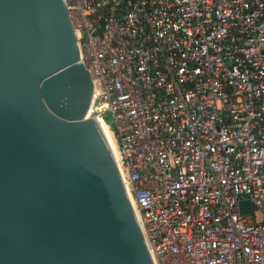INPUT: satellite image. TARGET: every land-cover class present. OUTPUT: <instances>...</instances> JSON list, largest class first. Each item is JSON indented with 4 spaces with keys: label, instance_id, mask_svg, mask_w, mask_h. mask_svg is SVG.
Returning <instances> with one entry per match:
<instances>
[{
    "label": "built area",
    "instance_id": "1",
    "mask_svg": "<svg viewBox=\"0 0 264 264\" xmlns=\"http://www.w3.org/2000/svg\"><path fill=\"white\" fill-rule=\"evenodd\" d=\"M65 2L153 263L264 264V0Z\"/></svg>",
    "mask_w": 264,
    "mask_h": 264
},
{
    "label": "water",
    "instance_id": "2",
    "mask_svg": "<svg viewBox=\"0 0 264 264\" xmlns=\"http://www.w3.org/2000/svg\"><path fill=\"white\" fill-rule=\"evenodd\" d=\"M92 98L65 0H0V264H154Z\"/></svg>",
    "mask_w": 264,
    "mask_h": 264
},
{
    "label": "bare ground",
    "instance_id": "3",
    "mask_svg": "<svg viewBox=\"0 0 264 264\" xmlns=\"http://www.w3.org/2000/svg\"><path fill=\"white\" fill-rule=\"evenodd\" d=\"M104 129H105V132H106V135H107V138H108V142H109V145L113 151V154H115L114 152V147H115V144H114V137H113V134H112V131L111 129L104 123H102Z\"/></svg>",
    "mask_w": 264,
    "mask_h": 264
},
{
    "label": "rangeland",
    "instance_id": "4",
    "mask_svg": "<svg viewBox=\"0 0 264 264\" xmlns=\"http://www.w3.org/2000/svg\"><path fill=\"white\" fill-rule=\"evenodd\" d=\"M103 118L106 122H108V123L111 122V114L106 113L103 115Z\"/></svg>",
    "mask_w": 264,
    "mask_h": 264
}]
</instances>
